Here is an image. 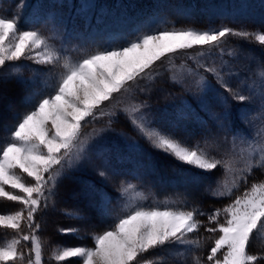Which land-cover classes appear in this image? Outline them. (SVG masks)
Returning <instances> with one entry per match:
<instances>
[{"label": "snow or ice", "instance_id": "snow-or-ice-1", "mask_svg": "<svg viewBox=\"0 0 264 264\" xmlns=\"http://www.w3.org/2000/svg\"><path fill=\"white\" fill-rule=\"evenodd\" d=\"M26 6L25 0H20L17 11L11 15L0 10V70L11 66L13 72L18 73L19 66L9 62L23 59L37 65L59 67L60 71L55 74V82L40 91H32L28 81L16 78L24 91L20 103L25 105V111L14 117L15 123L0 143V198L18 202L22 207L14 213L0 214V226L18 233L17 237L0 244V264L24 260V253L18 247L21 241L31 244L34 259L30 257L28 264H42L43 243L37 235L41 225L36 222V214L49 207L66 171L87 160L88 139L82 138V129L88 118L108 116L111 125L114 118L123 114L133 130L155 151L203 172L222 168L227 179L217 181V187L211 190L214 197L232 196L241 182L248 184L254 169H264V123L252 126L250 134H233L231 152L225 154L226 159H217L199 142L190 146L173 132L155 127L145 114L147 100L137 98L138 93H149L163 75L154 71V66L167 59L165 72L173 83L194 77L197 87L206 94L212 90L205 75L210 74L233 100L250 101L251 96L230 86L229 79L234 73L223 59V45L228 37H239L264 49V31L228 25L197 28L172 24L165 27L171 22L152 18L138 26L131 38H124L123 43L109 41L106 46L87 49L74 59L63 44L59 48L51 44L52 37L45 36L40 28H20V14ZM183 14L191 15L187 10ZM39 15V12L33 14V23L38 22L35 17ZM46 19L54 18L49 15ZM193 49L198 51L189 54ZM178 54L187 55L195 67L175 64ZM217 54L219 63L215 59ZM227 55L236 58L240 52L229 49ZM255 75L264 97V66L258 65ZM11 78L8 74L0 76V107L7 105L9 110ZM140 81L145 83L142 85ZM254 86L255 81L248 85L249 89ZM115 94H123L125 100L117 101L111 110L104 111L101 106ZM227 99L224 97L223 115L214 117L216 127L226 133L231 130L226 123L231 113ZM201 103L205 101L202 99ZM261 113L264 114V100ZM208 142L206 137L204 143ZM94 170L104 180L109 179L104 169L94 167ZM136 188L131 182L121 181L117 189L120 211L107 228L93 233V247L58 245L51 258L57 264H66L72 258L82 264H164L163 256L145 258V254L164 251L172 245L185 246V252L199 248L200 241L188 236L204 227L205 231L216 235L207 256L209 264H261L264 261V255L250 252L253 239L264 241V181L252 182L231 203L211 213L198 207L190 210L179 207L170 199L153 200L148 205L145 203L148 197ZM96 194L106 215L110 199L103 191ZM65 214L70 219H84L75 212ZM203 215H207L208 224L215 227H206L197 218ZM22 224L28 228L27 234H21ZM58 231L76 235L80 229L59 228ZM185 252L170 254L184 256ZM193 261L201 264L199 257L194 256Z\"/></svg>", "mask_w": 264, "mask_h": 264}, {"label": "rangeland", "instance_id": "rangeland-1", "mask_svg": "<svg viewBox=\"0 0 264 264\" xmlns=\"http://www.w3.org/2000/svg\"><path fill=\"white\" fill-rule=\"evenodd\" d=\"M19 2L20 0H0V10L11 15L17 11L16 5ZM25 2L27 6L20 14V28L24 30L40 28L45 36L52 37L49 41L51 44L57 48L63 44L67 53L74 59L87 49L106 46L109 41L123 43L124 38H131L138 26L148 23L152 18L170 21L171 23L164 25L165 27H171L172 24L177 27L197 28L228 25L232 28L264 31V0H25ZM186 10L191 13L190 16L183 14ZM36 12L40 15L35 17L38 22L33 23V14ZM49 15L54 19H46ZM223 47L225 49L223 59L228 61L234 73L229 79L230 86L239 89L244 95L251 96L250 101L240 103L233 100L210 74L205 75L212 85V90L206 94L197 87L194 77H188L182 83H173L165 72L168 66L167 59L157 62L154 66V71L163 75L149 93L137 94L138 99L147 100L148 108L145 109V114L153 121L155 127L173 132L190 146L199 142L210 156L217 159H226L225 154L231 152L233 134H250L252 126L259 127L264 123V114L261 113L264 97L261 96L260 81L255 75L258 65L264 66V49L239 37H228ZM229 49L239 50L240 55L236 58L228 56ZM196 51L198 49L190 50L189 54ZM215 59L219 63V54ZM174 62L177 65L186 63L195 67L193 62L187 59V55L178 54ZM9 64L19 66V72H13L9 66L0 70V76L8 74L14 80L17 77L22 78L30 83L32 91H40L53 84L55 74L60 71L59 67L37 65L31 60L22 59ZM254 81V88L249 89L248 85H252ZM144 83L145 81H140V84ZM224 97H228L227 104L231 108L226 122L231 130L227 133L217 128L214 120V117L223 115ZM202 99L205 101L204 104L201 103ZM124 100L123 94H115L114 98L104 102L101 108L109 111L117 101ZM108 121V116L88 118L82 129V138L88 139L87 160H82L68 169L58 183L62 185L63 195L75 182L83 185L84 189L81 190L79 187L76 197L83 195L87 197V201L91 199L88 195L93 197L99 219L106 228L120 211L117 189L121 181L136 185V190L148 197L145 201L148 205L152 204L153 200L170 199L176 201L179 207L189 210L198 207L205 213H211L215 209L204 207L202 204L204 200H224L227 205L236 196L241 195L245 188L250 187L252 182L264 181V169H254L253 174L248 177V184L241 182L239 189L234 190L232 196L214 197L211 190L217 187V181L227 179L222 168L203 172L155 151L133 130L123 114L114 118L111 125ZM116 122L121 124L122 129ZM14 123L15 120L9 124L4 138ZM128 126L141 140L134 138L132 132L123 131ZM206 137L209 141L207 144L204 143ZM94 167L104 169L109 179L104 180L97 175ZM98 191H103L110 199L106 215L101 209L100 198L96 194ZM73 201L72 197L63 198V206L69 207L66 205H72ZM223 219L221 216V222ZM188 239L194 240L191 234ZM93 246L92 243L85 247ZM195 250L196 248H193L185 252V246L172 245L166 247L164 251L154 252L185 264L189 261L194 263L193 257H198L197 254H193ZM173 252H185V255L170 254ZM32 258L34 259V254Z\"/></svg>", "mask_w": 264, "mask_h": 264}, {"label": "trees", "instance_id": "trees-1", "mask_svg": "<svg viewBox=\"0 0 264 264\" xmlns=\"http://www.w3.org/2000/svg\"><path fill=\"white\" fill-rule=\"evenodd\" d=\"M10 92L8 95V103L11 104V109L7 108V105L0 107V143L3 142L4 136L7 133V128L9 124L14 122V117L17 114L25 111V105L20 103V97L24 95V91L20 85L16 83V80L10 79L8 85ZM116 125H119V128L122 129L121 124L116 122ZM123 131L134 135V138H137L135 132L131 130V128L125 127ZM141 140L140 138H137ZM158 169L160 168L159 163H157ZM171 171V170H169ZM170 174V172H169ZM26 176V175H25ZM56 195L52 198V202H50L49 207L46 209H42L36 214V222L40 223L41 228L37 232V235L41 238L43 243L42 249V264H57V262L52 259V251L56 246H90L93 243L92 235L93 233L102 232L106 227L103 221L99 219V212L97 206L93 200V197L90 201H87V197L85 198L83 195L76 197V194L79 192V187L81 190L84 189L83 185H78L76 182L74 185L67 190L68 192L64 195L62 194V185L58 184ZM7 187V186H6ZM68 189V188H67ZM78 195V194H77ZM68 197H72L74 199V203L72 205H66L69 207L63 206V198L68 199ZM94 202V203H93ZM54 204V207H53ZM204 207L208 209H217L221 208L226 203L224 200L216 201L214 199H206L202 202ZM22 205L18 202L8 201L4 198H0V214H9L14 213L15 211L20 210ZM66 212H75L80 216L84 217L83 220L70 219L65 213ZM199 220H201L206 227H215V225L208 224L207 215L198 216ZM79 228L80 231L78 234H61L58 229L59 228ZM28 228L22 224L21 226V234H27ZM194 240H199L201 247L196 248L194 251V255H198L201 263L209 264L207 261V256L210 252V248L214 244V239L216 235L213 233H209L205 231L204 227H201L200 230L196 233L191 234ZM18 233L11 229L4 228L0 226V244L4 241L11 240L14 237H17ZM19 251L24 253V260H17L15 264H28L29 258L33 256L31 254V244L30 242H23L18 246ZM250 252L252 254H261L264 255V241H260L257 239H253L251 242ZM155 255L163 256L162 253L156 254L154 251L145 254V258H152ZM164 257V264H181L173 258ZM66 264H81L76 258H72L70 261L66 262ZM185 264H194L189 261ZM264 264V261L261 262Z\"/></svg>", "mask_w": 264, "mask_h": 264}]
</instances>
